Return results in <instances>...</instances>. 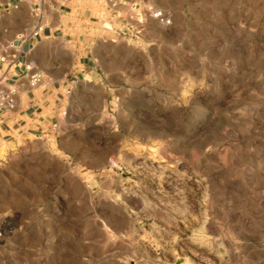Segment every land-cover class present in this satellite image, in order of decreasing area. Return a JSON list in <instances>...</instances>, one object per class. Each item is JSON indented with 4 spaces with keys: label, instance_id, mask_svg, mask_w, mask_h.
<instances>
[{
    "label": "rangeland",
    "instance_id": "1",
    "mask_svg": "<svg viewBox=\"0 0 264 264\" xmlns=\"http://www.w3.org/2000/svg\"><path fill=\"white\" fill-rule=\"evenodd\" d=\"M136 9L0 139V264H264V0Z\"/></svg>",
    "mask_w": 264,
    "mask_h": 264
},
{
    "label": "crops",
    "instance_id": "2",
    "mask_svg": "<svg viewBox=\"0 0 264 264\" xmlns=\"http://www.w3.org/2000/svg\"><path fill=\"white\" fill-rule=\"evenodd\" d=\"M142 1L2 0L0 84L16 90V104L0 109V139L43 127L47 111L61 102L57 77L64 73V54L70 58L78 44L92 51L103 33L127 23ZM47 53L54 64H43ZM32 74L39 75L38 85L30 84Z\"/></svg>",
    "mask_w": 264,
    "mask_h": 264
},
{
    "label": "built area",
    "instance_id": "3",
    "mask_svg": "<svg viewBox=\"0 0 264 264\" xmlns=\"http://www.w3.org/2000/svg\"><path fill=\"white\" fill-rule=\"evenodd\" d=\"M134 1V0H133ZM2 0H0L1 6ZM151 16L165 25L170 23V18L160 9L148 8ZM40 77L38 74H32L30 77V84L34 85L39 81ZM16 104V90L12 87H5L0 84V109L12 110Z\"/></svg>",
    "mask_w": 264,
    "mask_h": 264
}]
</instances>
